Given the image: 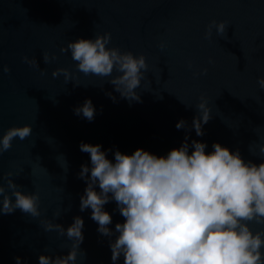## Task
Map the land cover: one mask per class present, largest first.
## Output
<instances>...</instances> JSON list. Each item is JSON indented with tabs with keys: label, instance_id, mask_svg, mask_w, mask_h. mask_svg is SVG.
Listing matches in <instances>:
<instances>
[{
	"label": "water",
	"instance_id": "water-1",
	"mask_svg": "<svg viewBox=\"0 0 264 264\" xmlns=\"http://www.w3.org/2000/svg\"><path fill=\"white\" fill-rule=\"evenodd\" d=\"M213 20L225 21L226 33L220 37L213 29L205 39ZM105 32L111 33L108 47L145 56L148 70L136 90L140 102L121 98L106 77L85 76L70 52L60 51L69 41ZM45 52L56 58L45 63ZM23 57L36 59L38 66ZM57 68L75 73L76 80L54 78ZM258 76H264V0H0V135L12 126L32 127L30 136L14 138L0 154V184L12 172L22 191L39 193L41 212L40 217L19 209L0 214V264H15L16 256L23 264H38L40 254L66 255L71 241L55 230L46 232L40 222L67 227L75 216L84 220L77 264H112L109 238L98 233L91 210L79 208L86 183L78 173L89 162L81 142L161 156L178 148L187 134L189 144L205 142L206 152L220 143L259 164L264 90ZM201 96L211 119L197 136L191 123ZM86 98L96 108L91 122L73 111ZM180 119L189 130L176 128ZM104 207L113 218L110 228L123 222L114 201Z\"/></svg>",
	"mask_w": 264,
	"mask_h": 264
},
{
	"label": "clouds",
	"instance_id": "clouds-1",
	"mask_svg": "<svg viewBox=\"0 0 264 264\" xmlns=\"http://www.w3.org/2000/svg\"><path fill=\"white\" fill-rule=\"evenodd\" d=\"M226 27L225 21H211L205 39L212 37L213 29L224 37ZM110 41L111 33L105 32L92 39L69 41L60 51L70 52L76 69L85 76L106 77L121 98L140 102L136 90L148 70L145 56L108 47ZM158 47L163 49L165 43L161 41ZM55 58L43 53L45 63ZM22 59L38 66L36 59ZM209 63L213 61L209 59ZM187 67L192 68L191 61ZM3 72H10L7 65ZM206 73L205 68L199 75ZM51 75H62L66 83L76 80V74L66 68H57ZM257 84L264 90V76L257 77ZM107 95L115 101L111 93ZM195 108L191 129L203 136V126L211 119L204 96ZM73 111L89 122L96 115L90 98ZM175 126L189 130L184 119ZM31 133L29 124L6 129L0 135V154L12 147L14 138L23 140ZM188 140L186 134L178 148L161 156L141 148L125 154L102 150L100 144H79L80 151L89 154V162L82 164L78 173L86 183L79 208L81 212L90 209L98 233L109 238L112 264H119L121 257L123 264H264V142L256 145L261 158L256 164L242 158L239 150L231 151L220 143L214 142L206 152L205 142L192 140L189 144ZM250 151L253 153L251 146ZM12 177V172L5 173L0 184V214L19 209L40 217L39 193L22 191ZM113 201L114 211L124 218L114 229L109 227L112 215L104 207ZM40 223L46 232L55 230L66 236L71 247L66 255L40 254L38 264H77L78 250L83 252V218L73 217L67 227L50 220ZM14 260L23 264L19 256Z\"/></svg>",
	"mask_w": 264,
	"mask_h": 264
}]
</instances>
